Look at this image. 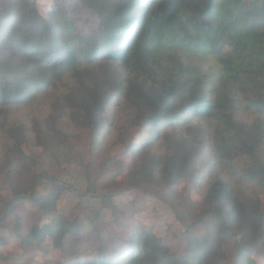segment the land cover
<instances>
[{
	"label": "trees",
	"instance_id": "1",
	"mask_svg": "<svg viewBox=\"0 0 264 264\" xmlns=\"http://www.w3.org/2000/svg\"><path fill=\"white\" fill-rule=\"evenodd\" d=\"M81 2L98 15L96 32L76 33L68 15H43L38 0H9L0 9V113L38 94H53L50 115L55 121L65 117L90 129L94 150L125 146L133 154L132 173L138 182L161 177L166 187L199 175L202 151L197 147L203 133L197 134L202 126L194 123L205 122L214 128L215 167L264 188V0ZM117 98L132 110L118 136L130 124L140 125L127 145L111 128L103 133V118ZM240 112L258 117L252 123L239 121ZM5 121L2 136L19 162L9 172L12 197H0L2 218L29 197L49 221L24 236L17 216L23 245L48 252L43 244L50 237L53 249L66 250L67 238L81 236L84 226L80 218L69 219L59 211L71 185L35 174L22 149L28 126L12 123L8 116ZM177 125L193 132L180 133ZM72 131L56 124L39 144L54 146L57 158L72 161ZM236 159L243 165L238 167ZM73 162L89 174L88 163ZM45 182L50 190L35 195ZM242 196L226 178H213L199 214L186 226L187 235L196 225L203 231L187 236L180 257L152 228L138 227L123 247H112V254L99 245L92 253H76L54 264H225L230 239L233 264H259L252 254L257 246L264 247V206L258 197Z\"/></svg>",
	"mask_w": 264,
	"mask_h": 264
},
{
	"label": "rangeland",
	"instance_id": "2",
	"mask_svg": "<svg viewBox=\"0 0 264 264\" xmlns=\"http://www.w3.org/2000/svg\"><path fill=\"white\" fill-rule=\"evenodd\" d=\"M8 1L0 0V9L4 8ZM38 6L41 13L47 17L56 12L59 16L68 15L75 23L78 34L97 31L98 15L88 9L81 0H38ZM52 96L50 93L38 94L34 100L18 105L14 110L6 112L1 109L3 112L0 113V197L6 199L12 197L9 172L19 162L18 154L2 136L1 127L7 124L5 120L8 116L12 123H25L28 126V137L22 149L29 156L28 162L34 168L35 174L42 177L55 176L71 185L59 202V211L69 219L78 217L84 221L81 236L67 238L65 246L69 248L66 250L53 249L50 237H47L43 244L48 252L23 245L16 229L17 216L20 217V227L24 236L34 225L49 221V216L39 210L33 200L24 197L8 217L2 218L3 213H0V264H54L55 260L71 259L76 253L81 255L92 253L99 245L104 253L112 254V247H123L131 233L138 227L152 228L163 237L170 250L180 257L185 254L187 236L203 231L201 225H196L187 235L186 226L196 219L203 206L210 181L216 176L230 181L237 196L243 197L242 194H245L258 197L264 206V188L244 181L231 169L227 172L223 167H215L216 154L211 146L214 128L211 130L207 123L200 121L194 123L202 126L201 132L199 130L197 134L203 133L197 147V151H202L198 176L184 177L176 185L167 187L161 177H158L159 181L153 183L143 180L139 183L137 175L132 173L133 154L126 150L125 146L92 149L90 129L76 126L71 119L65 117L60 122L53 119L50 115ZM131 115L132 110L117 98L103 118L105 124L103 133L106 134L111 128L117 138L123 139L124 145H127L134 133L136 135L140 131V125L134 123L129 125L128 131L121 137L118 136L120 128L130 120ZM257 117L251 112H240L236 116L239 121L248 123L254 122ZM56 124L65 131L73 129L69 138L71 151H68L72 161L64 160L61 156L57 158L54 146L44 147L39 144ZM185 128L179 125L174 127L183 134L187 131L193 132L192 129L188 130L187 126ZM144 137L146 134L138 136L137 141L140 143ZM60 140L58 137L55 141ZM213 145L215 147L214 141ZM67 149L68 147L64 146L63 151ZM261 153L264 157V142ZM80 159L84 161L83 163H88L86 165L89 167V174L85 166L79 167L73 162ZM236 164L240 167L243 165L242 160L236 159ZM50 188L51 184L45 182L35 189V195L43 194ZM97 194L103 195L102 200L95 196ZM107 195H110V199ZM118 207L120 209L114 212ZM233 241L234 239L228 241L225 264H233ZM252 256L259 264H264V247L257 246Z\"/></svg>",
	"mask_w": 264,
	"mask_h": 264
}]
</instances>
